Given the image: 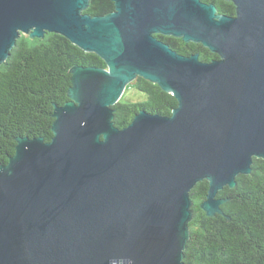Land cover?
Wrapping results in <instances>:
<instances>
[{"label":"water","instance_id":"1","mask_svg":"<svg viewBox=\"0 0 264 264\" xmlns=\"http://www.w3.org/2000/svg\"><path fill=\"white\" fill-rule=\"evenodd\" d=\"M0 0V65L22 34L58 33L106 67L75 65L53 137L18 136L0 164V264H184L190 190L224 214L218 191L264 159V0ZM219 58L180 54L156 34ZM142 77L177 99L171 115L139 110L123 129L115 105Z\"/></svg>","mask_w":264,"mask_h":264},{"label":"trees","instance_id":"2","mask_svg":"<svg viewBox=\"0 0 264 264\" xmlns=\"http://www.w3.org/2000/svg\"><path fill=\"white\" fill-rule=\"evenodd\" d=\"M214 3L219 14L235 15L229 0H202ZM83 10L92 16L115 9L112 0H90ZM180 54H199L201 61L219 56L201 43L185 42L180 37L156 34ZM0 65V164L15 153L18 136L53 137L54 104H65L75 65L106 67L94 52L81 49L61 34L46 32L43 38L22 33ZM127 87L145 94L139 101L124 100L113 105L114 124L128 126L141 109L153 114L171 115L178 102L157 83L137 77ZM126 91V90H125ZM250 174H239L236 186L224 187L218 197L224 214L209 216L199 204L205 199L208 181H199L192 190L190 237L184 251V264H264V159L253 158Z\"/></svg>","mask_w":264,"mask_h":264},{"label":"rangeland","instance_id":"3","mask_svg":"<svg viewBox=\"0 0 264 264\" xmlns=\"http://www.w3.org/2000/svg\"><path fill=\"white\" fill-rule=\"evenodd\" d=\"M126 91H124L125 95L122 96L124 97V100H134V101H139V100H142L143 98H145V94L138 91V90H134L133 88H130V87H126L125 89Z\"/></svg>","mask_w":264,"mask_h":264}]
</instances>
